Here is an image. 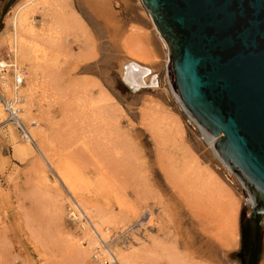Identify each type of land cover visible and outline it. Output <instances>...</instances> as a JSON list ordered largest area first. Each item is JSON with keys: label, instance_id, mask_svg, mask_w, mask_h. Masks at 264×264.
I'll return each instance as SVG.
<instances>
[{"label": "rangeland", "instance_id": "374dc122", "mask_svg": "<svg viewBox=\"0 0 264 264\" xmlns=\"http://www.w3.org/2000/svg\"><path fill=\"white\" fill-rule=\"evenodd\" d=\"M28 1L15 0L3 14L9 0H0V57L13 14ZM57 2L72 9L67 17L79 15L72 16L76 30L64 33L55 47L45 37L27 39L23 52L51 73V97L34 125L19 113L33 142L8 119L0 98V264H110L89 248L71 216L76 198L92 206L98 225L114 220L110 244L97 238L104 250L131 252L156 242L154 264H240V211L249 199L242 184L172 93L166 71L156 76L158 88L136 94L118 77L124 57L114 43L125 38L127 19H142L135 9L143 8L141 2ZM87 6L110 12L99 18ZM33 16L39 33L41 15ZM90 50L98 56L94 62L87 60ZM102 88L109 97L91 104Z\"/></svg>", "mask_w": 264, "mask_h": 264}, {"label": "water", "instance_id": "95a60500", "mask_svg": "<svg viewBox=\"0 0 264 264\" xmlns=\"http://www.w3.org/2000/svg\"><path fill=\"white\" fill-rule=\"evenodd\" d=\"M141 4L167 47L170 90L249 197L240 211L237 258L240 264H259L264 257V0Z\"/></svg>", "mask_w": 264, "mask_h": 264}, {"label": "bare ground", "instance_id": "6f19581e", "mask_svg": "<svg viewBox=\"0 0 264 264\" xmlns=\"http://www.w3.org/2000/svg\"><path fill=\"white\" fill-rule=\"evenodd\" d=\"M57 1L58 0H29L23 5V7L15 11L9 23L10 30L9 32L4 33L7 46L4 56L0 57L1 58L0 59L1 91L0 92L1 95H3L4 98H6L7 100L11 101V103H15V104L17 103L16 108L19 109L21 119H23L25 123H30L32 126L38 119V116H40L39 112L41 111L40 108L42 103L47 101L48 98L51 97V93L49 94L47 89L48 86H50L51 84L50 83L51 73H50V69L43 62H39V61L32 62L31 59L24 56L23 52L27 49L29 45L27 39L35 38V37L38 38L45 37L46 43H48L51 47H55L64 33L74 31L77 28L76 26H78L76 22L73 23L72 16L74 18L79 19L78 17L79 15L77 13H72L69 14L67 17L66 12L68 11L73 12L71 11L72 9L70 8V10L65 11L63 6H57L58 3ZM87 7L88 9H91L94 15L95 16L97 15L99 18H107V16L109 15V12L108 11L106 12L107 8L105 6H87ZM35 13H39L42 19V24L40 26L39 33L35 31L34 16H33V14ZM78 23L80 24V22ZM130 43L127 45L126 42L125 45L124 43H120V45H124L123 47L125 48L122 49L124 53L123 54L124 58H122L123 61L120 62L119 69L118 70L116 69L119 79L122 80L123 84L127 87V89L130 90L132 94H136L137 92L148 90V89H143V87L149 88V90L158 88L159 84L157 82L156 74L153 75L150 72L149 66H147L148 65L147 62L149 60L146 61L147 58L145 52L138 47V44L133 45V43L132 44ZM114 44L116 51H118V48H120L119 44L116 41ZM89 54L90 56H88L87 59L88 61L91 60L92 62H94L98 57L93 50H90ZM103 62L105 63L106 61L103 60ZM16 78H19L21 80V83L17 84L15 82L17 81ZM100 86L101 84H99V87ZM100 93H101V97L100 98L98 97L99 101L96 102L94 100H89V102H91V104L93 105H97L100 102L105 101L106 98L109 97V94L107 93V91L103 90V88ZM193 122L195 123L194 120ZM29 136L30 135L26 137L25 139L26 141L31 140ZM35 142H37L39 152L41 153V155L45 158L46 161L50 162L51 159L47 154V152L45 151V148L43 147L44 145H42L41 142H39L38 140H35ZM214 153L216 157L220 160V158L217 156L215 151ZM189 169L190 168H188V170ZM227 170L230 171L228 168ZM230 173L232 172L230 171ZM88 206L82 200L76 198L75 204L72 203L69 206L70 213L71 216H74L76 220L79 221L78 223L82 229L83 234L87 236V238L89 239L88 244L86 242L85 243L89 246L90 249L98 251L102 256V260H106L110 264L113 263L114 264L115 263L154 264L155 263V261L158 258L157 251L159 248V245L156 242H152L150 246L149 245L141 246L139 249L137 248L136 251H131V252L115 251L113 248L110 247L107 250H104L103 249L104 247L100 245V242L98 241L97 238H99L101 242H103V244H110V242H108V239L112 235H110L111 233L109 229L110 228L109 224L112 223L114 220L111 221L109 224L107 223L106 225H104V223H106L105 221H108L106 220L107 219L106 218L105 221L104 220L100 221L101 223H99L98 225L94 217L91 215L92 212L90 208L92 206L91 207ZM84 220L85 223L83 222ZM118 221H120V219ZM120 224H118V226ZM117 228L118 227H116V229ZM85 248L82 249L80 248L81 249L80 251L86 256L87 252L84 253V251H82ZM84 255L82 256L85 257ZM169 261L172 260L169 259Z\"/></svg>", "mask_w": 264, "mask_h": 264}, {"label": "crops", "instance_id": "0c3cea01", "mask_svg": "<svg viewBox=\"0 0 264 264\" xmlns=\"http://www.w3.org/2000/svg\"><path fill=\"white\" fill-rule=\"evenodd\" d=\"M60 5L62 6V3ZM72 6H75V3H73ZM135 9L138 11V13H140L142 19L136 20L129 18V20H126V23L124 24L125 38L123 40L116 41L120 47L118 48V54L124 57L122 49L125 48L123 47L125 45V42L126 45L131 42L130 44L133 43V45L138 44L139 48H141L142 46V48L145 49V54L149 59V61L147 62V66H149L150 72L153 75L157 73L158 75L156 74V76H159L162 70L166 71V65L168 63L167 47L164 46V41H162L161 37L153 26V23L148 17L145 9L143 10V8L139 6H135ZM121 10L126 11V9ZM107 11L110 12L109 9H107ZM106 25L108 26V23H106L105 26ZM120 43H124V45H120ZM151 60L153 61V63H151Z\"/></svg>", "mask_w": 264, "mask_h": 264}, {"label": "built area", "instance_id": "2783aa9c", "mask_svg": "<svg viewBox=\"0 0 264 264\" xmlns=\"http://www.w3.org/2000/svg\"><path fill=\"white\" fill-rule=\"evenodd\" d=\"M17 81H15L17 84L21 83V80L19 78H16ZM1 98V105L5 111V113L8 116V119L15 125V127L17 128V130H19L21 136L26 139V137H28L29 133L27 131V129L23 126V124L21 123V120L19 118V109H17L16 104L15 103H11V101L7 100L6 98H4L3 96L0 97ZM15 105V106H14Z\"/></svg>", "mask_w": 264, "mask_h": 264}]
</instances>
